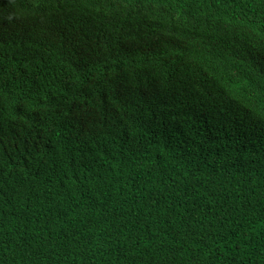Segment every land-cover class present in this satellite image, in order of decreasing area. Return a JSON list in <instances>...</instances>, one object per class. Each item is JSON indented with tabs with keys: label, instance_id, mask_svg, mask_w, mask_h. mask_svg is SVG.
I'll return each mask as SVG.
<instances>
[{
	"label": "trees",
	"instance_id": "obj_1",
	"mask_svg": "<svg viewBox=\"0 0 264 264\" xmlns=\"http://www.w3.org/2000/svg\"><path fill=\"white\" fill-rule=\"evenodd\" d=\"M0 264H264V0H0Z\"/></svg>",
	"mask_w": 264,
	"mask_h": 264
}]
</instances>
